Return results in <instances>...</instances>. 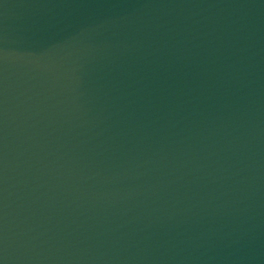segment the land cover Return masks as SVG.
<instances>
[{
	"label": "water",
	"instance_id": "obj_1",
	"mask_svg": "<svg viewBox=\"0 0 264 264\" xmlns=\"http://www.w3.org/2000/svg\"><path fill=\"white\" fill-rule=\"evenodd\" d=\"M0 264H264V0H0Z\"/></svg>",
	"mask_w": 264,
	"mask_h": 264
}]
</instances>
